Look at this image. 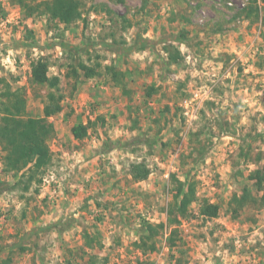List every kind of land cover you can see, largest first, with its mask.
Here are the masks:
<instances>
[{
  "label": "rangeland",
  "instance_id": "374dc122",
  "mask_svg": "<svg viewBox=\"0 0 264 264\" xmlns=\"http://www.w3.org/2000/svg\"><path fill=\"white\" fill-rule=\"evenodd\" d=\"M248 1L84 0V19L65 28L0 0V93L20 88L28 115H43L48 88L31 82V63L44 56L64 95L49 119L53 161L39 191L0 195V262L264 264V204L238 215L232 206L246 188L257 194L248 176L264 170V135L254 139L264 132V26L243 18ZM180 32L185 42L172 39ZM62 33L81 48L74 58L58 45ZM138 37L151 43L124 54ZM80 61L102 66L101 75L78 70L76 79L70 64ZM111 65L125 74L119 85L104 73ZM79 125L87 127L80 140ZM134 164L148 167L147 179H134ZM173 175L196 186L182 242L170 250L169 229L144 253L135 243L144 222L166 223ZM0 178L19 179L3 174L1 151ZM206 200L221 210L204 222ZM85 234L101 246L87 248Z\"/></svg>",
  "mask_w": 264,
  "mask_h": 264
},
{
  "label": "trees",
  "instance_id": "16d2710c",
  "mask_svg": "<svg viewBox=\"0 0 264 264\" xmlns=\"http://www.w3.org/2000/svg\"><path fill=\"white\" fill-rule=\"evenodd\" d=\"M83 1L84 0H17L18 5L23 9L26 19L36 16L46 17L47 21L56 25H63L69 28L73 24L83 20ZM264 0H249L247 5L242 9L243 18L245 20L259 21L260 17L264 26V17L262 18V8L260 4ZM59 46L62 51L68 53L73 58V52L80 50L79 46H74L68 42H64V33L59 34ZM28 37L33 38V32L28 31ZM179 42H185L187 36L184 32H180L178 36L172 38ZM151 41L148 38L138 37L131 46L123 48L124 54L135 51L145 50ZM85 47V46H84ZM171 55V61L176 63L180 58L179 50ZM74 61V60H73ZM79 66L71 63L70 73L77 79L78 70L83 73L86 79L96 78L101 75V67L89 66L84 62H78ZM104 73L112 76V80L119 85L125 78L124 72L117 70L114 65L106 66ZM50 65L48 60L41 56L31 63V82L38 86H46L48 92L43 107V115L32 117L27 113V99L24 91L20 88L12 91L8 86L0 93V151L2 155V172L5 175H11L14 178L19 177L14 183L1 180L0 178V195L6 192L18 190L19 192H29L32 187L39 191L43 182L46 170L50 167L53 157L48 145V139L54 135L53 124L50 118L63 110L64 95L61 92V78L57 75L49 74ZM264 132H259L254 136L262 138ZM72 134L75 139H83L87 136V127L84 125L72 128ZM244 153V150H242ZM245 154V153H244ZM260 155V154H259ZM261 157L258 156L255 163H259ZM133 177L136 181H143L148 178L150 170L146 165L134 164L132 166ZM249 179L253 182L256 195L248 188L244 189L240 197L234 196L232 205L233 213L238 215L249 205L264 204V170L255 169L249 174ZM176 187L172 190V200L167 209L166 223L154 225L144 222L139 234V241L135 246L144 253H153L157 250L158 242L165 232L169 229V235L166 239L167 246L170 250L176 248L178 250L182 242L179 226L181 220L187 218L191 212L190 207L196 201V186L194 183H186L177 180L172 176ZM172 182V180H171ZM262 194L260 195L259 193ZM260 195V196H259ZM250 207V206H249ZM221 207L208 200L203 201L199 205L198 216L204 222L217 219L220 215ZM87 248L101 246L100 239L88 234L84 235ZM94 241L97 244H94ZM180 260H177V264ZM0 264H8L5 260ZM66 264H73L70 260Z\"/></svg>",
  "mask_w": 264,
  "mask_h": 264
}]
</instances>
